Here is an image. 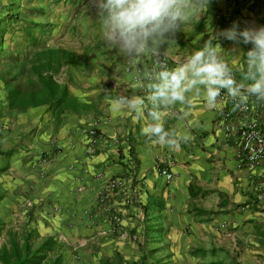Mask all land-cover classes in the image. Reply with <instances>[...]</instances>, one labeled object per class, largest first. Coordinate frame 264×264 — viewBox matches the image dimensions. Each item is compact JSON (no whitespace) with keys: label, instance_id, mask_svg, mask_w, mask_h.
<instances>
[{"label":"crops","instance_id":"obj_1","mask_svg":"<svg viewBox=\"0 0 264 264\" xmlns=\"http://www.w3.org/2000/svg\"><path fill=\"white\" fill-rule=\"evenodd\" d=\"M44 1L47 6L59 3ZM12 2L20 4L19 0ZM75 2L82 6L80 15L89 11L79 27L83 33L79 52L89 51L93 75L88 78L92 84L72 93L91 108L58 112L41 105L11 111L6 97L0 96L1 202L29 216L37 213L42 230L60 233L64 244H95L102 228H113L111 217L118 211L131 229H136L137 216L142 214L146 227L152 222L157 229L149 235L162 230L166 245L162 250L171 251L164 256L175 262L196 261L198 253L228 252L237 264H264V216L253 188L255 180L264 178V169L251 176L246 167L238 166V137H222L215 107L209 108L202 95L192 94L183 105L160 109L165 127L187 137L175 148L145 137L143 121L135 113L114 111L117 98L133 95L139 81L124 70L125 58L101 39L92 0ZM204 7L207 10L201 13L194 10L157 50L169 65L202 47L211 30L228 28L233 22L241 28L264 25V0H208ZM1 13L0 9V17ZM218 42L221 56L242 81L246 74L243 52L251 45L224 39ZM47 47L77 52L75 46ZM150 59L148 54L138 63L144 67ZM90 85L93 88L87 89ZM92 125L102 133L93 146L86 133ZM160 167L172 178L167 180ZM114 177L126 182L128 200L124 202V194L114 190L104 203H98L108 180ZM125 248L130 257L138 253L130 243ZM145 255L148 260L155 259L152 249Z\"/></svg>","mask_w":264,"mask_h":264},{"label":"clouds","instance_id":"obj_2","mask_svg":"<svg viewBox=\"0 0 264 264\" xmlns=\"http://www.w3.org/2000/svg\"><path fill=\"white\" fill-rule=\"evenodd\" d=\"M92 3L104 44L135 64L162 48L194 10L206 11L204 5L208 0H92ZM220 39L251 45L243 52L246 74L242 81L236 79L221 56ZM137 79L133 95L118 97L113 110L135 113L143 121L141 133L145 137L160 146L175 148L178 141L187 137L165 127L160 109L183 105L192 94L202 95L208 107L214 108L222 90L240 102L245 95L264 101V25L241 28L238 22H233L228 28L211 30L202 47L171 65L158 64L145 77ZM149 108L152 110L148 111Z\"/></svg>","mask_w":264,"mask_h":264},{"label":"rangeland","instance_id":"obj_3","mask_svg":"<svg viewBox=\"0 0 264 264\" xmlns=\"http://www.w3.org/2000/svg\"><path fill=\"white\" fill-rule=\"evenodd\" d=\"M19 0V23L13 27L12 31L5 33L3 37L2 54L0 55V69H8L11 58L18 54L27 55L36 50L47 47L49 45H64L67 47L75 46L74 52L77 55V65H65L62 70L55 74V78L59 82L66 83L72 92L80 89H86L85 84H92L88 78L93 75L91 69L92 62L89 61V51L79 52L82 48L83 41L81 40V21L83 17L89 14L86 12L79 14L82 6L80 2L75 0H59L58 4L47 6L46 1L40 0ZM35 2L37 4H35ZM10 0H0V9L4 11L9 8ZM26 21L38 23V27L31 30L35 40L27 39V36L20 28V25H25ZM80 27V29H79ZM46 29V30H45ZM57 35V39H53ZM80 36V38H79ZM18 52V53H15ZM22 52V54H20ZM87 52V53H85ZM93 88L92 85L87 89ZM0 96L6 97V91L0 81ZM123 194V193H122ZM128 193L123 196L124 202L127 200ZM1 199V198H0ZM102 209V208H101ZM104 210V209H103ZM103 210H100L101 212ZM105 211V210H104ZM104 211L102 213H104ZM101 213V214H102ZM120 222H113V228L101 229V235L98 241L93 245L77 243L64 244L59 238V234L55 235L49 231L44 232L40 227L38 220L41 222L40 216L36 213L34 216H29L26 212H17L13 208L7 207L0 200V246L8 242L9 232L14 233L22 240L28 237L31 248H38L43 242L49 241L46 249L43 250L45 258L43 262L59 258L58 264H101V259L115 261L118 258L119 264H179L180 262L169 259L170 256H164L165 253L170 254V248L167 250L162 243V230L159 233L150 234L154 229L153 223H147L142 214L138 215V225L136 229L130 228V224L121 212H114ZM152 220L154 214H151ZM151 220V221H152ZM104 221V218L103 220ZM135 245L138 253L133 256L127 254L126 244ZM162 248H164L162 250ZM153 250L155 259H146L145 251ZM158 249V251H157ZM89 251L91 253H89ZM197 260L190 259L182 260L180 264H237L233 257L228 252L224 253H198Z\"/></svg>","mask_w":264,"mask_h":264},{"label":"trees","instance_id":"obj_4","mask_svg":"<svg viewBox=\"0 0 264 264\" xmlns=\"http://www.w3.org/2000/svg\"><path fill=\"white\" fill-rule=\"evenodd\" d=\"M19 6L18 2H12L1 13L0 55L5 33L12 31L19 23ZM20 28L28 40H35L31 33L36 28L34 22L26 21ZM11 62L8 69H0V81L6 91L9 110L24 111L41 105H49L58 112H82L91 108L89 104L79 100L66 83L55 78V74L65 65H77V55L73 51L63 47H43L31 54H15ZM9 235L8 242L0 246V264H58L59 258L43 262V250L49 241L43 242L38 248H31L28 237L20 240L14 233L9 232ZM117 260L115 258L113 262L105 258L100 263L119 264Z\"/></svg>","mask_w":264,"mask_h":264},{"label":"built area","instance_id":"obj_5","mask_svg":"<svg viewBox=\"0 0 264 264\" xmlns=\"http://www.w3.org/2000/svg\"><path fill=\"white\" fill-rule=\"evenodd\" d=\"M161 63L168 64L167 58L156 52L151 54V59L146 66L143 67L138 62L134 64L127 61L124 70L133 74V78L138 81L137 77H145L147 73L153 71ZM238 104L239 106H237ZM215 110L218 115L216 120L217 128L221 132L222 137L228 139L232 135H236L239 139L238 166L246 167L250 171L251 176L263 170L264 101L257 100L254 96L245 95L243 102H240L233 100L226 94V90H222ZM86 133L92 139V146L102 138V133L95 125L88 127ZM159 172L167 180L172 178V174L165 167H160ZM125 183L121 177L109 179L107 187L97 198L98 203H104L114 190L125 194ZM253 188L256 192L257 201L261 202V214L264 216V178L255 180ZM111 219L115 223L120 222V218L116 214H113Z\"/></svg>","mask_w":264,"mask_h":264}]
</instances>
